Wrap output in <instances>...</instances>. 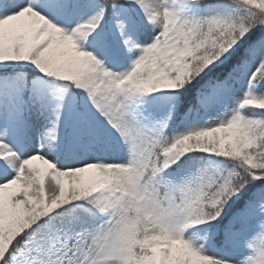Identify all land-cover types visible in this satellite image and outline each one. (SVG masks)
I'll return each mask as SVG.
<instances>
[{
	"label": "snow or ice",
	"instance_id": "snow-or-ice-1",
	"mask_svg": "<svg viewBox=\"0 0 264 264\" xmlns=\"http://www.w3.org/2000/svg\"><path fill=\"white\" fill-rule=\"evenodd\" d=\"M0 264H264V0H0Z\"/></svg>",
	"mask_w": 264,
	"mask_h": 264
},
{
	"label": "bare ground",
	"instance_id": "bare-ground-1",
	"mask_svg": "<svg viewBox=\"0 0 264 264\" xmlns=\"http://www.w3.org/2000/svg\"><path fill=\"white\" fill-rule=\"evenodd\" d=\"M37 164H39V162H37Z\"/></svg>",
	"mask_w": 264,
	"mask_h": 264
}]
</instances>
